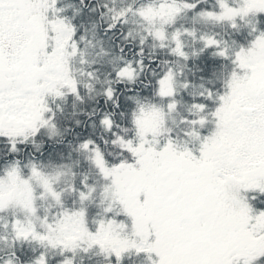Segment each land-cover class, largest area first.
Segmentation results:
<instances>
[{"label": "snow or ice", "instance_id": "1", "mask_svg": "<svg viewBox=\"0 0 264 264\" xmlns=\"http://www.w3.org/2000/svg\"><path fill=\"white\" fill-rule=\"evenodd\" d=\"M57 2L0 0V212L12 208L22 213L5 221L10 235H0V241L9 248L35 241L42 249H58L62 259L56 264H73L78 250L93 248L108 264H122L126 254L143 255L149 264H264V0H215L209 8H198L200 0H161L158 6L134 10L131 5L120 10L104 5L101 15L111 13L105 31L123 24L132 11L151 24L140 37L137 59L115 66L103 89L114 108L121 104L113 85L136 82L149 38L154 47L158 43L184 61L189 53L182 37L198 39L199 52L212 49L223 75L213 81L215 86L202 84L200 92L191 93L199 98L181 116L180 134L167 123L179 103L177 72L171 66L153 70V80L145 83V88L153 85L152 96L159 102L142 98L140 89L128 90L132 94L125 99L131 107L120 116L128 117L129 135L114 130L121 127L114 112L99 116V125L111 133L103 144L120 151L109 160L90 136L76 146L88 154L103 181L94 229L88 226V204L97 195L95 184L83 177L79 186L73 182L57 188L64 166L45 172L35 152L23 163L20 156L27 145L39 148L42 130L49 139L60 135L55 120L60 105L53 108L49 97L55 101L70 94L83 100L70 67L77 54L84 63L74 38L77 28L60 15L63 8ZM186 10L194 20L226 24L232 30L230 42L216 34L197 37L195 27L168 32L165 26ZM84 38L80 35L79 41ZM87 75L94 79V70ZM189 84L185 80L180 87ZM86 87L91 90L90 84ZM65 191L74 194L72 207L65 205ZM41 199H49L55 210L40 215ZM45 250L24 264H48ZM0 264H16L15 252Z\"/></svg>", "mask_w": 264, "mask_h": 264}, {"label": "trees", "instance_id": "2", "mask_svg": "<svg viewBox=\"0 0 264 264\" xmlns=\"http://www.w3.org/2000/svg\"><path fill=\"white\" fill-rule=\"evenodd\" d=\"M160 2L161 0H58L57 2V7L63 8L60 15L70 18L77 28L74 38L78 40L79 48L83 51L84 63H81V57L77 54L70 60V67L72 74L80 82L79 91L83 100H76L70 94L63 99L56 98L55 101L49 97V103L52 104L53 108L57 104L60 105L55 117L60 135L49 139L47 132L42 130L37 138L39 148L35 145H27L25 150L20 153V156L23 163L30 158L32 152H35L36 159L45 172H55L57 168L64 166L63 171L65 174L59 177L57 188H65L67 184L73 182L79 186V182L83 177H87V183L97 186V195L88 204V226L90 229H94L95 225L92 220L100 212V206H98L97 201L100 198L98 193L103 181L97 174L96 169L86 159L88 154L78 151L76 146L82 138L90 136L101 144L109 160L118 158L120 151L118 146L111 143L103 144L102 138L110 137L111 133L105 132L99 125V116L105 112H114L113 119L117 124L121 125V127L114 130L121 135H129L130 133L125 131L128 127V117L122 118L120 116L121 111L127 112L131 107V102L125 99L132 94L128 90L140 89L139 94L142 98L148 97L159 102L158 98L152 96L153 85L149 84L145 88V83L153 80L151 75L153 70L159 72L161 68L171 66L177 72L178 92L176 99L179 103L177 110L168 117L167 123L177 134H180L178 125L181 116L187 114V108L192 100L199 98L194 97L191 93L200 92L202 90L200 85L202 84L206 87L215 86L213 81L218 83L219 78L223 75L220 68L221 62L210 54L213 51L212 49H207L203 53L199 52L202 44L198 39L194 41L191 36L187 35L182 37L184 50L189 53V59L184 61L181 58L169 55L167 48H160L158 43L154 47V42L149 38L143 45V63L145 67L136 82L134 84L122 83L113 85L116 88V95L120 98L121 107L114 108L110 101H105L103 89L114 75V67L129 59L133 61L137 59L135 52L138 42L140 37L145 35L151 24L148 20L135 13V11H132L129 12L123 24L117 23L113 29L105 31L106 25L111 23V13L107 12L105 15H101V13L106 12L104 5L107 4L109 8H115L116 10L127 8L131 5L134 10L137 7L148 4L158 6ZM209 7H215V0H200L198 8ZM261 26H264V23ZM165 27L168 32H171L174 28L195 27L197 37L201 33L216 34L217 39H228L229 42L230 37L228 34L232 31L224 23H205L198 17L194 20L192 11L187 10L181 12L173 24ZM126 33L127 36L125 37ZM243 34L242 30L237 38L242 37ZM80 35L85 37L83 41H79ZM233 35L236 34L233 33ZM193 50H196L197 53L194 56L192 55ZM153 55L156 59L149 61L148 57ZM120 57L124 59L122 60ZM164 61H168V64H165ZM93 70L95 78L90 79L87 73ZM185 80L190 82L187 89L180 87V84ZM89 84L91 85V90L86 87ZM77 121H79V124H77ZM3 150V146L0 145V151ZM109 153L111 155H108ZM73 173H75L74 176L72 175ZM73 200L74 194L65 191V205L72 207ZM37 204L40 215H43L47 209L55 210V206L49 199L38 200ZM13 213L22 216L18 209L9 208L6 212H0V235H10L9 232L5 231L3 225L6 220L11 219ZM37 228L40 230L38 222ZM41 250L45 249H42L35 241H21L12 248H9L6 242L0 241V259L8 258L11 252L14 251L16 264H24L25 261L30 260ZM45 251L48 257V264H56L58 260L62 259L58 249L48 248ZM73 264H108V261L93 248L87 252L78 250L74 256ZM122 264H149V262L143 255L126 254Z\"/></svg>", "mask_w": 264, "mask_h": 264}, {"label": "rangeland", "instance_id": "3", "mask_svg": "<svg viewBox=\"0 0 264 264\" xmlns=\"http://www.w3.org/2000/svg\"><path fill=\"white\" fill-rule=\"evenodd\" d=\"M33 186L36 187V190H37V192H38L39 187L35 184V182H33Z\"/></svg>", "mask_w": 264, "mask_h": 264}]
</instances>
